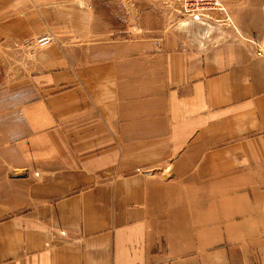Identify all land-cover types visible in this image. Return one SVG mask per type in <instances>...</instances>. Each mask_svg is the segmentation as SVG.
<instances>
[{
	"label": "crops",
	"instance_id": "0c3cea01",
	"mask_svg": "<svg viewBox=\"0 0 264 264\" xmlns=\"http://www.w3.org/2000/svg\"><path fill=\"white\" fill-rule=\"evenodd\" d=\"M223 1L185 20L0 0V48L27 54L9 87L30 88L0 160V264L264 263V0ZM104 8L123 27L95 35Z\"/></svg>",
	"mask_w": 264,
	"mask_h": 264
},
{
	"label": "rangeland",
	"instance_id": "374dc122",
	"mask_svg": "<svg viewBox=\"0 0 264 264\" xmlns=\"http://www.w3.org/2000/svg\"><path fill=\"white\" fill-rule=\"evenodd\" d=\"M164 15L167 16H177L178 14L182 15L185 20H190V18H194V16H189L182 10V0H161ZM223 1V0H222ZM224 2V1H223ZM225 4V3H224ZM177 8L179 10H177ZM102 19L104 23L102 25L95 26L94 34L104 33L106 30L107 19L112 22L115 21V28H122V9H107L104 8L101 11ZM208 12L204 16L207 15ZM203 16V15H200ZM196 25V24H195ZM102 27L103 31H98ZM51 34V33H47ZM44 35V34H43ZM38 38V37H37ZM37 38H27L23 43L28 45V51L31 53L35 52V49L38 47H43L37 44ZM54 41V39H53ZM52 41V42H53ZM88 44L91 45L92 41H96V37L92 40H87ZM51 42V43H52ZM49 43V44H51ZM47 44V45H49ZM26 51L24 48L18 46L8 50H2L0 48V160L1 157L4 156V159L9 160L5 151L8 149V143L13 142V140L19 135L26 131L28 127V121L25 118V110H22L25 105L19 102L20 99H26L28 95V90L30 88L26 87V82H24L21 87H9L12 80L15 81H25L26 74L28 73L25 70L26 61ZM34 93L38 92V89L32 88ZM21 101V100H20ZM20 136V135H19ZM16 142V141H14ZM13 142V143H14ZM261 258V256L259 255ZM264 264V263H259Z\"/></svg>",
	"mask_w": 264,
	"mask_h": 264
},
{
	"label": "built area",
	"instance_id": "2783aa9c",
	"mask_svg": "<svg viewBox=\"0 0 264 264\" xmlns=\"http://www.w3.org/2000/svg\"><path fill=\"white\" fill-rule=\"evenodd\" d=\"M76 3H81L83 0H72ZM182 10L189 16H194V19H204L206 12L214 9L227 12V7L222 0H182ZM203 15V16H200ZM54 39L52 34H44L37 38L38 45L43 46L51 43Z\"/></svg>",
	"mask_w": 264,
	"mask_h": 264
}]
</instances>
